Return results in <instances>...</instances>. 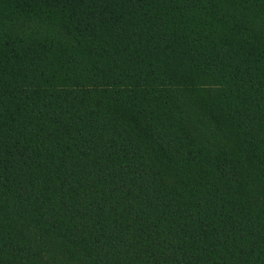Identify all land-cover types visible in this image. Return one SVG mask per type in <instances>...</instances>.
Masks as SVG:
<instances>
[{
    "label": "trees",
    "instance_id": "trees-1",
    "mask_svg": "<svg viewBox=\"0 0 264 264\" xmlns=\"http://www.w3.org/2000/svg\"><path fill=\"white\" fill-rule=\"evenodd\" d=\"M0 264H264V0H0Z\"/></svg>",
    "mask_w": 264,
    "mask_h": 264
}]
</instances>
